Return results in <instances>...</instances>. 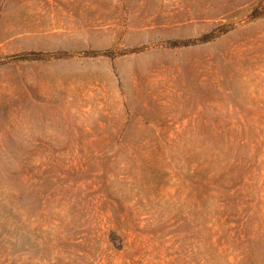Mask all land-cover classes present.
Segmentation results:
<instances>
[{"label":"rangeland","instance_id":"1","mask_svg":"<svg viewBox=\"0 0 264 264\" xmlns=\"http://www.w3.org/2000/svg\"><path fill=\"white\" fill-rule=\"evenodd\" d=\"M0 264H264V0H0Z\"/></svg>","mask_w":264,"mask_h":264}]
</instances>
